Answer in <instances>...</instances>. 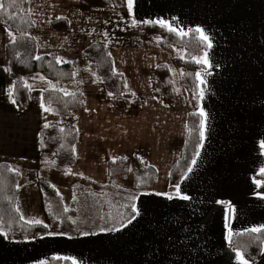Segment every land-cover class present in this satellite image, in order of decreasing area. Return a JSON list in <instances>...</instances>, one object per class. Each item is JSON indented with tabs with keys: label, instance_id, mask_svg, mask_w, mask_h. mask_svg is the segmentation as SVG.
Here are the masks:
<instances>
[{
	"label": "crops",
	"instance_id": "obj_1",
	"mask_svg": "<svg viewBox=\"0 0 264 264\" xmlns=\"http://www.w3.org/2000/svg\"><path fill=\"white\" fill-rule=\"evenodd\" d=\"M69 1L70 7L61 9L57 16L68 19L66 31L48 32L49 21L56 18L49 17L42 22L45 35L39 39L33 21L38 54L55 51L59 61H69L61 57V50L72 53L91 34L92 42L107 45L115 71L125 77V92L138 98L140 105L137 109L113 110L112 95L100 97L104 84L89 64L82 76L77 70L74 79L65 84L54 85L43 76L30 74L24 78L30 88L26 108H16L8 95L11 87L0 95V162L20 174L19 182L31 169L38 179L49 182L54 167L51 159L39 154V131L46 124L68 121L77 128L76 159L71 167L58 172L70 177L71 188H85V183L92 188L102 187L108 180V161L131 157L134 152L155 168L156 179L137 194L134 203L140 215L126 229L99 231L87 237L42 235L44 239L10 240L0 235V264H39L49 257L71 262L75 259L78 264H241L236 255L239 251L231 247L230 239L264 226V193L258 191L256 183V176L264 168V0H134L132 14L128 13L127 0L124 10L91 12L80 11L78 0ZM117 12L121 13L119 20ZM101 13L114 14L108 24L92 23L101 18ZM133 18L140 23L133 26ZM158 18L185 32L199 26L213 44L211 49L206 47L194 55L195 59H203L207 53L209 65L203 64L196 72L202 74L197 84L199 110L205 113L201 116L205 138L200 141L188 178L176 183L190 200H169L154 194L175 192L176 184H170L169 172L182 154L191 110L182 71L174 60L184 50L165 51L156 40L144 36L139 42H120L110 35L111 31L106 37L100 31L94 35L101 26L140 32L143 20ZM3 29L0 26V52L8 42ZM111 37L113 42L106 40ZM160 63L167 64L174 86L176 99L171 106L152 95L149 71ZM49 88L64 93L81 91L82 109L66 119L44 111L41 95ZM129 169L133 170L131 164L128 175ZM122 179L114 178L112 185L121 188L116 184ZM24 183V191L19 187L16 206L24 192L27 201L32 200L33 207L38 208L40 201L42 205L38 183L28 178ZM36 193L41 198L34 203ZM19 212L25 221L40 220L38 215ZM42 223L48 232L57 231V220L47 218ZM243 260L264 264V242L255 260Z\"/></svg>",
	"mask_w": 264,
	"mask_h": 264
},
{
	"label": "trees",
	"instance_id": "obj_2",
	"mask_svg": "<svg viewBox=\"0 0 264 264\" xmlns=\"http://www.w3.org/2000/svg\"><path fill=\"white\" fill-rule=\"evenodd\" d=\"M1 2L4 4V9L0 10V26L13 32L14 38L4 45L8 66L0 64V95L11 87L14 105L21 110L29 103L30 88L24 79L26 76L39 73L54 85L65 84L74 79L77 66L74 61H58L55 51L38 54L37 43L32 35L34 23L29 13L24 10L25 0H1ZM13 3L14 6L10 7L9 5ZM125 6V0H78L79 10L84 12L108 8L122 10ZM56 18L50 20L49 29L57 32L66 31L69 27L68 19ZM141 32L144 37L156 40L165 51H172L173 48L184 50L183 55L175 57L174 60L182 71V84L189 95L191 110L187 115L182 154L169 172L170 184H176L188 171L200 146L201 115L196 72L203 64L196 63L194 55L206 48V42L199 39V34L195 30L181 37L159 24L141 23ZM82 56L104 84V90L99 93L100 97L106 98L107 94H112L110 102L113 110L124 111L139 107L140 100L131 98L125 92V77L115 71L106 44L91 42L83 48ZM149 75L152 95L165 105H173L176 94L167 64L156 65L149 71ZM42 101L44 107L52 109L50 111L52 114L66 119L82 109L83 93L75 91L66 94L59 89L49 88L42 91ZM77 136L74 122L66 121L63 124L41 127L38 140L40 156L51 159L54 169L64 172L75 162L76 154L73 149ZM130 164L133 168L132 187L124 189L113 186L114 178L127 176ZM27 175L28 180L38 183L46 216L51 221H58L57 231L76 236L80 235L81 231L91 233L99 232L100 228L119 227L116 221H119L120 214L127 216L131 213V208H126L125 205L134 201H130L128 197L131 194L137 196L145 187L153 184L156 170L146 164L136 152L131 157L110 160L107 163V182L101 189L84 192L82 201L72 198L69 202L70 208H65L61 194L47 180L38 179L33 169L29 170ZM256 178L260 182L258 191L264 193V174L259 173ZM19 180L20 174L17 171L7 163L0 162V230L6 233L5 237L10 240L31 239L45 235L48 227H44V223L35 224L34 221L20 219L21 215L16 206ZM76 186L83 187L81 183H76ZM263 242L264 229L260 232H242L230 239L231 247L249 261L259 256ZM45 264H72V262L65 258L49 257Z\"/></svg>",
	"mask_w": 264,
	"mask_h": 264
},
{
	"label": "rangeland",
	"instance_id": "obj_3",
	"mask_svg": "<svg viewBox=\"0 0 264 264\" xmlns=\"http://www.w3.org/2000/svg\"><path fill=\"white\" fill-rule=\"evenodd\" d=\"M126 1V0H125ZM1 2V0H0ZM71 2L69 0H26V4L24 6V9L26 12H28L32 18L33 21H35L36 24V32L35 35H37V38L41 39L40 37H43L45 35V32H42V22L46 19V18H53V17H57L59 13V11H61V9L66 10L68 9L67 7H70ZM108 9H112V10H117L114 8H108ZM125 9V8H124ZM122 9V10H124ZM107 10V9H104ZM96 11V10H95ZM99 11V10H98ZM103 11V10H100ZM120 11V10H117ZM102 15L100 19L95 18V20H91L92 23L97 24L98 22L101 23V25L103 24H108L109 23V19L110 17L113 18V14H104L101 13ZM121 13L117 12L116 16L118 17L119 20V16ZM94 19V18H93ZM98 21H97V20ZM119 22V21H118ZM4 30V39L6 41H10L14 38V33L7 30V29H3ZM49 32V28L47 29ZM102 32L104 34V36L106 37L109 34V31H111L110 35L116 40V41H129V40H136V41H141V39H143V34L141 32V25H140V32L137 29H133L129 32L124 31L122 28H120L119 26H117V29H112V28H106L104 26H101L100 28H97L96 30V34H98V32ZM105 33H107V35H105ZM111 38H106L107 41H111L113 42ZM146 38V37H145ZM93 36L91 34H89V37L86 38L81 44L80 46H76L73 50L72 53H66L65 51L60 52V55L63 59L65 60H69V61H74L76 63L77 66V70H78V76H82L83 75V71H84V67L86 65H88V62L86 61V59H84V57L82 56V50L83 48L88 45L89 43L92 42ZM152 39V38H151ZM95 42V41H94ZM110 42V43H111ZM49 49V48H47ZM116 57V56H115ZM0 64L2 65H7V57L5 55L4 50L2 52H0ZM34 76H41L39 73H34L32 74ZM85 75V74H84ZM133 170L129 171V175L127 174V176L125 178H123L120 182H118L116 185L118 187L121 188H131L132 187V172ZM26 178L28 177H24L21 182H19V187H21L22 191H24L25 189L23 188L25 186V181ZM49 182L56 188V190L58 191V193L61 194L62 196V200H63V204L65 206V208H70V200L72 198H77L78 200L82 201L81 197L83 198V193L91 190V189H101L102 187H96V188H92L89 184L85 183V188H71V183L70 181V177L68 175H62L60 174L58 171H56L55 169L52 170V173L48 176ZM41 193V190H40ZM37 193L35 194V201L34 203H36V199L41 198V194ZM38 204V203H37ZM17 207L19 210H22V212L24 213V215H27L28 213L33 214L34 216L39 217L40 220L47 222V216H46V212L44 210V208L41 205V201L39 203L38 208L33 207V201L29 200L27 201V199L25 198V193L22 192V197L19 199V201L17 202ZM34 208V210H33ZM56 225H51L50 227L52 229L55 228Z\"/></svg>",
	"mask_w": 264,
	"mask_h": 264
},
{
	"label": "snow or ice",
	"instance_id": "obj_4",
	"mask_svg": "<svg viewBox=\"0 0 264 264\" xmlns=\"http://www.w3.org/2000/svg\"><path fill=\"white\" fill-rule=\"evenodd\" d=\"M9 6L10 7L14 6V3L10 4ZM2 9H4V4L2 2H0V10H2ZM127 10H128L129 14L133 13L134 0H127ZM56 19H63V17H57ZM175 19L176 18L174 17L173 20H175ZM137 23H140V22H138L137 20H135V18H133L132 19V25L135 26ZM142 23H144V24H159L161 27H167L168 31H170V32H176L181 37H183V36L188 34L183 29H178L177 27H174L170 22L165 21L162 18H158L155 21L150 20V19H145V20L142 21ZM191 31H192V29L188 30V32H191ZM195 32L199 34V39L202 42H206V47L208 49H211L213 47L211 37L208 34H206L204 29H202L201 27L197 26L195 28ZM105 35H107V33H105ZM37 59H39V57H37ZM57 59L59 61V58H57ZM196 63H198V64L202 63L204 65H209V60L207 59V53L205 54L203 59H196ZM201 75H202L201 73H197L196 74V77H197L198 80L200 79ZM200 83L203 84L204 81L200 80ZM8 95H9V97L12 96V91L11 90L9 91ZM109 95H112V94L109 93ZM201 95H203V93H201ZM12 102L15 103V100H12ZM41 107L44 108V111H46V112L47 111H52L51 108L44 107L43 101L41 102ZM200 115L201 116L205 115L203 109L200 110ZM45 127H48V125L46 124ZM204 138H205V122L202 120L201 121V125H200V140H201V143L203 142ZM261 148L264 149V141H261ZM74 150L75 149H73V151ZM197 155H198V153H197ZM194 163H195V159L193 160V164ZM129 171H131V169H129ZM191 171H192V169L190 167L188 169V172L184 173L182 179H187L188 178V173H190ZM260 171H261V174H264V168H262ZM256 183L259 184L260 182L256 181ZM143 194L150 195V194H153V193H143ZM154 194L158 195V196H165L169 200H172L174 198H179V199H182V200H190L191 199V197L189 195H187L185 193H182L180 184H176L175 185V192L174 193H160V192H157V193H154ZM128 199L130 201H135L137 199V196L135 194H131L128 197ZM218 203H225L228 208L232 207L228 202H219L218 201ZM125 207L126 208L130 207L131 208V213L128 214L127 216H125L123 213L120 214L119 221H116V223H119V227L113 226V227L100 228L99 231L100 232H105V231H107V232H119V231H121L123 229H126L129 225H131L137 219V217L140 215V209L137 207V205L135 203H130L128 205H125ZM20 219L23 220L24 217L21 216ZM34 223L35 224H41L42 221L35 220ZM73 223H75V221H73ZM227 226L228 225L225 224V227H227ZM44 227H47V225H44ZM262 228H264V226H261L259 228H252L251 231L252 232H260ZM96 234H97L96 232H91V233L88 232V231H81L80 232V235L81 236H85V237H87L89 235H96ZM0 235H6V233H3V231L0 230ZM45 235L49 236V237H56V236H66L67 234L65 232H63V231H50V232H47ZM33 238L35 239V237H33ZM68 238L71 239V237H68ZM40 239H44V236H41ZM236 255H237V258L241 261V264H247V262L243 260V257L241 256L240 252H237ZM39 264H45V261L41 260V261H39ZM72 264H78V262L75 259H73Z\"/></svg>",
	"mask_w": 264,
	"mask_h": 264
}]
</instances>
